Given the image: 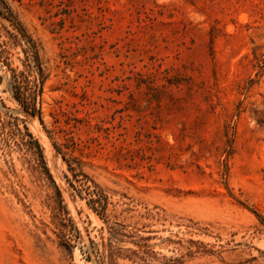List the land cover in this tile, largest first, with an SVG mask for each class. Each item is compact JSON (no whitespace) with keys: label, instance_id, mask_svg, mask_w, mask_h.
Returning a JSON list of instances; mask_svg holds the SVG:
<instances>
[{"label":"rangeland","instance_id":"rangeland-1","mask_svg":"<svg viewBox=\"0 0 264 264\" xmlns=\"http://www.w3.org/2000/svg\"><path fill=\"white\" fill-rule=\"evenodd\" d=\"M6 1L0 264H264V0Z\"/></svg>","mask_w":264,"mask_h":264},{"label":"trees","instance_id":"trees-1","mask_svg":"<svg viewBox=\"0 0 264 264\" xmlns=\"http://www.w3.org/2000/svg\"><path fill=\"white\" fill-rule=\"evenodd\" d=\"M0 16L10 21L15 29L18 30V33H11V37L13 36L16 43H20L22 45L23 52L25 54V58L22 61L24 69L18 72L16 69L11 67L9 58L4 55L6 51L5 47L9 44V41L0 40V59H4L6 65L12 72L9 78L8 88L13 91L15 99L24 106L25 110L30 112L33 116L39 115V118L43 123L42 112L41 109L37 110V104L39 102V98L43 95L47 75L39 44L28 33L27 29L20 21L19 15L13 10L11 5L6 0H0ZM0 39H2V35H0ZM27 72L35 74V79L30 81L27 78ZM24 87L27 92L29 91V95L23 91ZM35 145L38 147L40 158L45 165L41 147L38 142H35ZM45 169L48 172L46 166ZM102 197L103 196H100L98 199L93 200V202L101 203L99 200H101Z\"/></svg>","mask_w":264,"mask_h":264},{"label":"bare ground","instance_id":"bare-ground-1","mask_svg":"<svg viewBox=\"0 0 264 264\" xmlns=\"http://www.w3.org/2000/svg\"><path fill=\"white\" fill-rule=\"evenodd\" d=\"M35 122H36V121H35ZM38 123H39V122H38ZM38 123H37V124H38ZM33 124H34V123H33ZM35 125H36V123H35ZM36 126H37V125H36ZM38 126H40V125L38 124ZM46 141H47V140H46ZM48 146H49V145H48ZM50 147H51V146H50ZM52 149H53V148H52ZM50 153H51V152H50ZM58 156H60V155H58ZM59 160L61 161V159H59ZM60 161H59V163H60ZM57 163H58V162H57ZM59 163H58V164H59ZM60 164H61V163H60ZM54 172H55V171H54Z\"/></svg>","mask_w":264,"mask_h":264}]
</instances>
